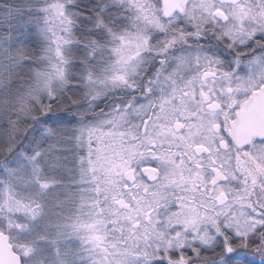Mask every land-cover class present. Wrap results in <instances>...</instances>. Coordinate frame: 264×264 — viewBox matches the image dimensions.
<instances>
[{"label":"snow or ice","instance_id":"obj_1","mask_svg":"<svg viewBox=\"0 0 264 264\" xmlns=\"http://www.w3.org/2000/svg\"><path fill=\"white\" fill-rule=\"evenodd\" d=\"M0 264H264V0H0Z\"/></svg>","mask_w":264,"mask_h":264}]
</instances>
